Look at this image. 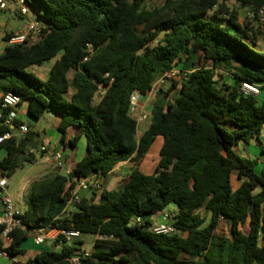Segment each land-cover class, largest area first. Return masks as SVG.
<instances>
[{
  "label": "trees",
  "instance_id": "1",
  "mask_svg": "<svg viewBox=\"0 0 264 264\" xmlns=\"http://www.w3.org/2000/svg\"><path fill=\"white\" fill-rule=\"evenodd\" d=\"M26 2L41 31L0 55V107L13 93L33 120L46 114L59 120L61 143L77 128L87 144L69 175L57 169L32 184L10 256L26 254L32 231L59 228L96 237L84 264H264V166L258 170L259 159L238 152L241 144H261L264 129V102L243 89L264 87L258 16L264 0H166L152 10L146 0ZM52 60L47 80L30 71ZM179 66L190 72L188 79L179 90L174 82L167 93L158 92L151 125L139 137L130 113L133 93L150 97L158 79ZM7 131L14 130L0 126V133ZM36 135L30 129L1 147L8 179L37 161L29 146ZM80 136L69 140L72 148ZM158 137L164 140L160 161L147 175L139 167ZM126 161L134 168L121 188L93 191L70 220L59 219L80 180L105 178ZM172 206L175 233L153 232V218ZM134 218L142 224L133 225ZM221 221L228 234L219 231ZM83 245L53 244L26 264H71Z\"/></svg>",
  "mask_w": 264,
  "mask_h": 264
},
{
  "label": "built area",
  "instance_id": "2",
  "mask_svg": "<svg viewBox=\"0 0 264 264\" xmlns=\"http://www.w3.org/2000/svg\"><path fill=\"white\" fill-rule=\"evenodd\" d=\"M0 12H6L12 17H25L30 13V9L26 0H0ZM250 19L254 18V13L247 12ZM260 25L264 27V9L258 11ZM41 31V24L39 22L30 21L28 26L23 32L17 35H13L9 40V45L23 44L30 39H35ZM190 72H184L179 69H173L167 72L164 76L160 77L155 83L152 92L159 87L164 86L168 82L177 81L183 83L188 79ZM244 91L251 93L255 96L260 94V90L257 86L251 84L243 85ZM141 95L138 92H134L131 98L130 113L132 115L139 114L138 122L146 120L147 116L139 111V103ZM20 97L13 93H8L3 97L1 111H0V126L10 127L13 132L7 131L0 133V165H1V147L6 141L13 139L14 137H23L28 134L30 127L23 123L19 126L15 125V120L18 118V109L20 107ZM6 112V116L3 114ZM54 117L53 115H51ZM31 149V148H30ZM39 154L48 155L52 165L56 169L60 170L63 174L69 175L70 170L66 168V163L63 158V154L60 151H49L46 146H39L36 150ZM31 149V153L36 152ZM9 179L4 176L0 168V198L2 202V208L0 211V263L4 259H13L10 256L8 250L12 242V234L18 228H23L22 210L17 206L13 200L11 194L8 191ZM103 178L94 174L79 181L75 190L70 193L67 201V205L60 215V220H70L73 214L77 211V205L81 202L82 192L100 193L103 191ZM160 222H152L151 229L157 234L171 235L175 233L173 227L174 220L176 218V212L165 211L161 213ZM142 220L140 218H134L132 220L133 225H141ZM34 243L37 246L48 245L49 243L57 244L58 247L64 245H72L75 242L81 241V233L73 229H59V228H46L41 230H34ZM92 251L82 250L72 257L71 264H84L83 260H87L91 257ZM16 262V260H15Z\"/></svg>",
  "mask_w": 264,
  "mask_h": 264
},
{
  "label": "crops",
  "instance_id": "3",
  "mask_svg": "<svg viewBox=\"0 0 264 264\" xmlns=\"http://www.w3.org/2000/svg\"><path fill=\"white\" fill-rule=\"evenodd\" d=\"M243 12L245 15H247V11H243ZM30 14L31 13H29L25 17H12L6 12H0V39L2 41L1 42L2 46L0 45V55L3 53L6 46L9 45L6 41H4L5 36L8 34L17 35V34H20L21 32H23L25 30V28L28 26L29 22L33 21L30 18ZM15 19L18 20V24L12 26L10 21L15 20ZM33 22H38V21H33ZM55 61L56 60L49 61L50 64L48 66H46L45 65L46 63H45L41 67H32L30 69V71H32V69H35L36 72H34V71H32V72H34L39 78H41L43 80H47L49 77V74H50V70H51L52 66L54 65ZM181 68L182 67L179 66L177 69L181 70ZM42 69L45 71L44 72L45 74L43 76L38 75L37 70L41 71ZM225 74H226V76H228V78H231V76L228 73H225ZM174 82L177 83V81H174ZM174 82H172V84ZM180 85H181V83H180ZM162 88H163V86L159 87L156 91L154 90L151 93L150 97H142L141 96V99L142 98L146 99L145 102L139 103V111L142 112V114H144L146 116L148 115L146 112L147 107L151 104L154 105L156 98L158 97L157 92L160 91ZM258 88L260 90V94L258 96L261 98L263 96L264 87H258ZM72 94H73V92L69 93V96H71ZM1 99H2V94L0 93V103H1ZM0 111H1V107H0ZM151 111H150V114H151ZM17 113H18V119L20 121H22V123L27 124L31 130H32V127H31L29 121H34L37 123L42 119L41 118L39 121L33 120L27 112L26 105H21L19 107ZM48 118L52 121L53 124H52L51 130L49 132H46V130H42L43 135H44L43 138H41L40 133L37 132L36 136H38V140L40 142L39 146H46V147H48L49 151L57 150V151L62 152V154L65 152L67 147H69L74 153L72 156L66 157V159H64V161L66 163V168L68 170L72 171L74 169V167L76 166V164L85 155L86 144H87L86 138L83 136H80V130L79 129L70 128L67 132L65 143H61L60 142V134L57 131L59 120L56 119L55 117H52L51 115H48ZM150 125H151V119L148 120V116H147L146 120H144L142 122H138V136L141 137L142 134L150 127ZM53 130H55L58 134V139H57L58 141L55 143H53V141L55 139L54 136L52 135ZM78 136H80V139L77 143V147L72 148L69 145V140L74 138V137H78ZM260 139H261V144L254 142V143L249 144V145L241 144L238 147V152L240 153V155L247 157L249 159H259L260 160V165L257 168L258 170L262 169V167L264 166V156L262 155V150L258 148V147H260V148L264 147V129L261 132ZM163 143H164V140L162 137L156 138V140L153 143L149 153L144 158V160L141 162L139 168L145 174L152 175L156 171L158 164H159V161H160V151H161V148L163 146ZM52 147H53V150H51ZM39 155L41 156L42 154H39ZM44 156H48V155L44 154ZM49 164L52 165L50 159H49ZM52 166L57 171L55 166L54 165H52ZM133 168H134V164L131 161H126V162L119 164L108 176L103 178V185H104L103 189H105L107 191H114V190H118L119 188H121L128 181L129 174ZM82 193L83 194L81 195V197H91L92 196L91 192H82ZM101 193L102 192L98 193V195H100ZM16 204L22 211H25L27 209L26 202L22 205L18 204V203H16ZM168 210L175 212V207L172 206ZM161 218H162L161 213H159L153 218L152 222H160ZM222 224H224L226 226L227 230H229V226L224 221H221V225ZM221 225H220V227H221ZM33 237H34V233L31 232L30 239L28 241L29 244H28L27 248L23 246V248L26 250V254L24 256L13 257V259H4L1 261L0 264H12L15 262V260L17 263L18 259H20V258L23 259V262L27 263V261L29 259H33L36 255L43 252L44 250L42 251L39 246L35 245ZM48 245L51 246L53 244L49 243Z\"/></svg>",
  "mask_w": 264,
  "mask_h": 264
},
{
  "label": "rangeland",
  "instance_id": "4",
  "mask_svg": "<svg viewBox=\"0 0 264 264\" xmlns=\"http://www.w3.org/2000/svg\"><path fill=\"white\" fill-rule=\"evenodd\" d=\"M166 2V0H146L145 2V7L148 9V10H152L156 7H162L164 5V3ZM234 3V2H232ZM30 18L33 20V21H39V18L34 14V12L30 11ZM242 15L243 17L245 18L246 15L244 14V12H242ZM245 15V16H244ZM10 23L12 24V26L14 25H17L18 24V20H11ZM1 39H0V45L2 46L1 44ZM50 63H46L45 65L48 66ZM200 66V65H199ZM202 66V65H201ZM208 66V65H207ZM182 67V66H181ZM32 71L36 72L35 69H32ZM45 71L42 69L41 71L37 70V74L38 75H41L43 76L45 73ZM218 73L219 74H222V75H226L225 73H227L224 69H219L218 70ZM73 77V74H70V79H72ZM178 83V86H177V89L179 90V87H180V83ZM172 86V82H168L166 83L162 90L164 93H167L169 91V89L171 88ZM178 90H174L172 91L169 96H164L167 100L169 99V97H173ZM73 90H71L70 93H72ZM159 92V91H158ZM157 92V94H158ZM257 99L260 103L264 102V92H263V96L260 98L259 96H257ZM166 100V101H167ZM146 99L145 98H142L140 100V103H143L145 102ZM167 102H165L166 104ZM153 108V104L149 105L147 107V116H148V120L151 119V114H150V111L152 110ZM136 119H138L139 115L138 114H134L133 115ZM31 127H32V131L34 132H39L40 133V136L41 138H43V132L42 130H46V132H49L51 130V126H52V121L48 118V114H46L39 122H34V121H29ZM52 135L54 136V141L53 143L57 142L58 140V134L55 130H53L52 132ZM51 135V136H52ZM259 149H261L260 147H258ZM51 150H53V147L51 148ZM73 151L67 147V149L65 150V152L63 153V158L66 159V157H70L73 155ZM49 157L48 156H40L38 154V158H37V161L34 163V164H26L22 169H19L11 178H9V185H8V191L9 193L11 194L13 200L18 203V204H24L26 202V199H27V196H28V193L30 191V188L32 186V184L35 182V181H38V180H42V179H45V178H51L54 173L56 172V170L54 169V167L52 165L49 164ZM83 193H80V195H82ZM220 232H224L226 234H228L229 230H227L226 226L224 224L221 225L220 229H219ZM80 240L83 241L84 245L82 247L83 250H90V251H93V248H94V243H95V240H96V237L93 236V235H81L80 237ZM29 242H26L24 244V247L27 248ZM49 245H42V246H39L40 249L43 251V250H46L48 248ZM185 259H187L185 256H184ZM188 261H191V260H188ZM26 262H23V259H18V262H14L12 264H25Z\"/></svg>",
  "mask_w": 264,
  "mask_h": 264
},
{
  "label": "water",
  "instance_id": "5",
  "mask_svg": "<svg viewBox=\"0 0 264 264\" xmlns=\"http://www.w3.org/2000/svg\"><path fill=\"white\" fill-rule=\"evenodd\" d=\"M103 93H105V92H103ZM39 145H40V142H39V140H38V136H36L31 142H30V148L31 149H33V150H38V147H39ZM157 176H158V174H157Z\"/></svg>",
  "mask_w": 264,
  "mask_h": 264
}]
</instances>
